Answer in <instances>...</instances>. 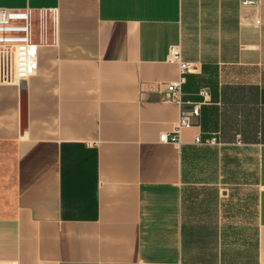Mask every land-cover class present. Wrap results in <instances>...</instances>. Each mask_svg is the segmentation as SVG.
<instances>
[{"label": "crops", "instance_id": "obj_1", "mask_svg": "<svg viewBox=\"0 0 264 264\" xmlns=\"http://www.w3.org/2000/svg\"><path fill=\"white\" fill-rule=\"evenodd\" d=\"M0 7L38 45L0 82V264H264V0Z\"/></svg>", "mask_w": 264, "mask_h": 264}, {"label": "built area", "instance_id": "obj_2", "mask_svg": "<svg viewBox=\"0 0 264 264\" xmlns=\"http://www.w3.org/2000/svg\"><path fill=\"white\" fill-rule=\"evenodd\" d=\"M242 4H252L243 1ZM42 15L45 16L44 11ZM33 13L30 8L9 9L0 7V82L5 84L26 80L37 67L38 45L32 41ZM168 60L178 63L181 73L191 68V63L181 60L177 46H171ZM183 77L166 84V96L169 100L181 103V85ZM204 96L206 93L201 92ZM199 114V105H193L191 111L182 112L170 135L162 133L160 141L178 144L177 133L190 125V117ZM198 141V140H197ZM209 142H213V139Z\"/></svg>", "mask_w": 264, "mask_h": 264}]
</instances>
